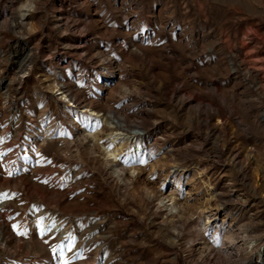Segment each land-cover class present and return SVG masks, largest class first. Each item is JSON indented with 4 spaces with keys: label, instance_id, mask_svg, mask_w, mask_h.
I'll return each mask as SVG.
<instances>
[{
    "label": "rangeland",
    "instance_id": "374dc122",
    "mask_svg": "<svg viewBox=\"0 0 264 264\" xmlns=\"http://www.w3.org/2000/svg\"><path fill=\"white\" fill-rule=\"evenodd\" d=\"M263 116L264 0H0V264H264Z\"/></svg>",
    "mask_w": 264,
    "mask_h": 264
},
{
    "label": "bare ground",
    "instance_id": "6f19581e",
    "mask_svg": "<svg viewBox=\"0 0 264 264\" xmlns=\"http://www.w3.org/2000/svg\"><path fill=\"white\" fill-rule=\"evenodd\" d=\"M28 60V57H26V61ZM112 63V62H111ZM256 76V75H255ZM254 76V77H255ZM109 80L110 79H112L111 77H109L108 78ZM87 107V106H86ZM263 122H264V116H263ZM110 124L112 125V127H114L115 129H121V128H127V123H126V121L123 119V118H121V119H119V118H116L114 115H112L111 117H110ZM134 131H133V134H134V136L135 137H138L140 140H143L144 139V133H143V129H141V128H139V127H134ZM116 136V135H115ZM117 147H118V145H117ZM106 151H107V154H108V156L109 157H112L113 158V160H115L116 159V155L114 154V152L113 151H110V150H108V148L106 149ZM187 153V152H186ZM185 153V154H186ZM189 153V152H188ZM115 174V173H114ZM118 177H119V175L118 174H116ZM175 209V207L174 208H170V211H172V210H174Z\"/></svg>",
    "mask_w": 264,
    "mask_h": 264
}]
</instances>
